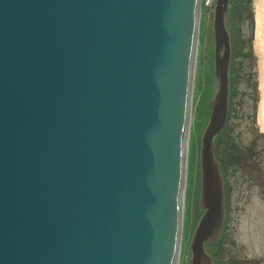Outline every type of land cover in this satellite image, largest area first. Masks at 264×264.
I'll use <instances>...</instances> for the list:
<instances>
[{
    "label": "water",
    "instance_id": "obj_1",
    "mask_svg": "<svg viewBox=\"0 0 264 264\" xmlns=\"http://www.w3.org/2000/svg\"><path fill=\"white\" fill-rule=\"evenodd\" d=\"M231 0L214 16L204 215L226 220L215 140L230 111ZM199 0H0V264H174Z\"/></svg>",
    "mask_w": 264,
    "mask_h": 264
},
{
    "label": "rangeland",
    "instance_id": "obj_2",
    "mask_svg": "<svg viewBox=\"0 0 264 264\" xmlns=\"http://www.w3.org/2000/svg\"><path fill=\"white\" fill-rule=\"evenodd\" d=\"M251 1L250 8L242 9L245 1L232 0V41L236 47L239 43V49L235 48L239 56L231 70L237 78L236 111L228 124L226 141L219 148L225 169L228 221L220 247H206L217 264H264V11L261 51L257 45L256 0ZM197 49L180 264H190L191 245L204 215L200 207V158L211 116L215 73L214 14L211 17L207 11L200 22Z\"/></svg>",
    "mask_w": 264,
    "mask_h": 264
},
{
    "label": "bare ground",
    "instance_id": "obj_3",
    "mask_svg": "<svg viewBox=\"0 0 264 264\" xmlns=\"http://www.w3.org/2000/svg\"><path fill=\"white\" fill-rule=\"evenodd\" d=\"M201 0H199V4H200ZM255 9H256V13H257V19H258V48L263 51V34H262V22H263V1L262 0H256L255 3ZM198 13L201 17V10H198ZM198 45V42L196 41L195 44V48H194V54H193V58H192V65H191V86H190V99H189V113H188V119H187V126H186V135H185V142H184V150H183V157H182V170H183V175L185 176L187 174V166H188V154H189V131H190V127H191V105H192V90L193 85H194V70L197 67L196 66V61H198L196 59V55H197V51H196V46ZM198 50V49H197ZM264 75V64H263V70H262ZM264 88V85H263ZM264 97V96H263ZM264 123V121H263ZM264 126V125H263ZM185 179L183 182V186H182V191H181V196H180V201H179V206H180V222H183L184 219V209H185ZM183 232V231H182ZM181 244L182 242H180V245L178 247V250L175 254V259H174V264H180V256H181Z\"/></svg>",
    "mask_w": 264,
    "mask_h": 264
},
{
    "label": "trees",
    "instance_id": "obj_4",
    "mask_svg": "<svg viewBox=\"0 0 264 264\" xmlns=\"http://www.w3.org/2000/svg\"><path fill=\"white\" fill-rule=\"evenodd\" d=\"M242 1H245V3L240 5V8L243 9V8H250L251 7V3H252L251 0H242ZM231 10H232V8H231ZM238 46H239V43L237 42V47H236V41L235 42L233 41V61H232V65H233L235 59L239 56V52L235 50V48H237V50L239 49ZM236 79L234 78V75H232V72H231V99H230V118H229V122L233 119L234 112L236 111V109H235V105L236 104L234 102V100L236 99V96H237V91L235 89V86H236V83H237ZM229 128H230V125H228L226 130L223 132V134L221 136H219L220 138L218 137L219 138V142L217 143V141H216V143H217L216 157H217V155L219 156L220 163H221V166H222V174H223V176H225V169H224V166L222 164V156L219 155V151H220L219 148H220V144L225 143L226 137H227L228 132H229ZM219 159H218V161H219ZM226 198H227V192H226ZM226 207H227V202H226ZM226 210H227V208H226ZM226 221H228V217H227ZM221 243H222V241H220L216 246L210 247V248H213V249L217 248L218 249L220 247ZM217 249H215V250H217Z\"/></svg>",
    "mask_w": 264,
    "mask_h": 264
},
{
    "label": "built area",
    "instance_id": "obj_5",
    "mask_svg": "<svg viewBox=\"0 0 264 264\" xmlns=\"http://www.w3.org/2000/svg\"><path fill=\"white\" fill-rule=\"evenodd\" d=\"M206 7H211L215 0H202Z\"/></svg>",
    "mask_w": 264,
    "mask_h": 264
}]
</instances>
